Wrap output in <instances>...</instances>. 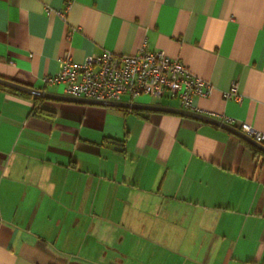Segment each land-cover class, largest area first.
Listing matches in <instances>:
<instances>
[{"label": "crops", "instance_id": "0c3cea01", "mask_svg": "<svg viewBox=\"0 0 264 264\" xmlns=\"http://www.w3.org/2000/svg\"><path fill=\"white\" fill-rule=\"evenodd\" d=\"M144 41L211 84L197 111L264 132V0H0V77L52 93L42 77L65 53ZM232 81L240 99L223 96ZM9 88L0 264H264V152L190 116L42 96L39 110Z\"/></svg>", "mask_w": 264, "mask_h": 264}, {"label": "built area", "instance_id": "2783aa9c", "mask_svg": "<svg viewBox=\"0 0 264 264\" xmlns=\"http://www.w3.org/2000/svg\"><path fill=\"white\" fill-rule=\"evenodd\" d=\"M58 13L65 16L64 9ZM42 81L44 84H62L64 93L73 96L120 100L127 95L130 101L148 96L151 103L167 98L190 110H196L195 96L208 95L212 90L211 84L193 73L181 59L162 49L151 48L146 41L134 53L103 50L86 55L82 61H75L65 53L60 58L58 71L45 75ZM223 96L241 98L235 81ZM225 121L234 125L230 118ZM236 127L264 144V132L247 122H240Z\"/></svg>", "mask_w": 264, "mask_h": 264}, {"label": "water", "instance_id": "95a60500", "mask_svg": "<svg viewBox=\"0 0 264 264\" xmlns=\"http://www.w3.org/2000/svg\"><path fill=\"white\" fill-rule=\"evenodd\" d=\"M0 84L20 90V91H24V92H27V93H30L36 96H42V97H47V98L78 101V102H85V103H94V104H105V105H113V106H124V107L148 109V110H154V111H165V112H172V113L190 116V117L223 127L224 129H227L235 133L236 135L240 136L245 141L251 143L252 145L257 147L260 151L264 152V144L256 141L254 138H252L247 133L241 131L235 125H232L226 122L225 120L219 119L217 117H214V116H211V115H208V114L196 111V110L185 109L179 106L163 105L159 103H145V102H138V101H123V100H98V99H93V98H88V97H83V96L57 94V93H52L50 91H47L43 88L33 87L31 85L20 83V82L7 79L4 77H0ZM115 147L121 149V147L118 145H115Z\"/></svg>", "mask_w": 264, "mask_h": 264}, {"label": "trees", "instance_id": "16d2710c", "mask_svg": "<svg viewBox=\"0 0 264 264\" xmlns=\"http://www.w3.org/2000/svg\"><path fill=\"white\" fill-rule=\"evenodd\" d=\"M10 90H12V91H16V90H14L13 88L11 89V88H9ZM16 92H19V91H16ZM20 93V92H19ZM34 98H35V102H34V106H33V108H35V109H38L39 108V106L37 105L38 104V100L39 99H42V97H39V96H34ZM39 110H40V108H39ZM245 141V140H244ZM247 144H249L250 145V147H252L255 151H260L257 147H255V146H253V145H251L250 143H248L247 141H245Z\"/></svg>", "mask_w": 264, "mask_h": 264}, {"label": "rangeland", "instance_id": "374dc122", "mask_svg": "<svg viewBox=\"0 0 264 264\" xmlns=\"http://www.w3.org/2000/svg\"><path fill=\"white\" fill-rule=\"evenodd\" d=\"M140 98H146L147 100H149L148 102H151V100H152L148 96H141V97L133 98V100H137V99H140ZM160 100H162V102H166L167 101V102L170 103V101H168L169 99H167V98H163V99H160Z\"/></svg>", "mask_w": 264, "mask_h": 264}]
</instances>
